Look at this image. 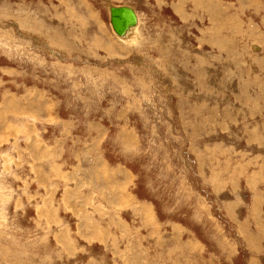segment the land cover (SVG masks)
Here are the masks:
<instances>
[{"label":"rangeland","instance_id":"obj_1","mask_svg":"<svg viewBox=\"0 0 264 264\" xmlns=\"http://www.w3.org/2000/svg\"><path fill=\"white\" fill-rule=\"evenodd\" d=\"M0 264H264V0H0Z\"/></svg>","mask_w":264,"mask_h":264},{"label":"water","instance_id":"obj_2","mask_svg":"<svg viewBox=\"0 0 264 264\" xmlns=\"http://www.w3.org/2000/svg\"><path fill=\"white\" fill-rule=\"evenodd\" d=\"M108 11L111 29L118 36H124L126 31L137 23L135 12L130 6L111 5Z\"/></svg>","mask_w":264,"mask_h":264},{"label":"bare ground","instance_id":"obj_3","mask_svg":"<svg viewBox=\"0 0 264 264\" xmlns=\"http://www.w3.org/2000/svg\"><path fill=\"white\" fill-rule=\"evenodd\" d=\"M113 5V4H112ZM123 5H126V4H123ZM177 5V4H176ZM111 6V5H110ZM114 6V5H113ZM126 6H130V5H126ZM133 10H134V12H135V15H136V18H137V23H136V25H134L133 27H131V28H129L127 31H126V33H125V35L124 36H118V35H116L114 32V35L116 36V38H118V39H120V40H122V41H124V42H133L134 40L133 39H135V38H137L138 37V33H137V27H138V24H139V22H138V16H137V14H136V11H135V9L132 7V6H130ZM108 8H109V6H108ZM113 31V30H112Z\"/></svg>","mask_w":264,"mask_h":264}]
</instances>
